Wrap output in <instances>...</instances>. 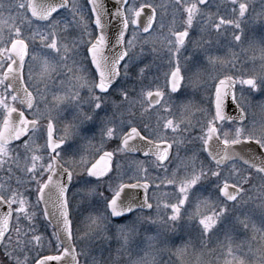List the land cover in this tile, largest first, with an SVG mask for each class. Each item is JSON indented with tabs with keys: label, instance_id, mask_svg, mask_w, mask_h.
Wrapping results in <instances>:
<instances>
[{
	"label": "snow or ice",
	"instance_id": "obj_1",
	"mask_svg": "<svg viewBox=\"0 0 264 264\" xmlns=\"http://www.w3.org/2000/svg\"><path fill=\"white\" fill-rule=\"evenodd\" d=\"M230 2L229 18L219 5L211 11L210 0H113L112 8L88 0L89 31L70 0H0V264H80L87 253L77 251L74 225L84 213L82 244L114 241L126 264H184L189 249L221 234L225 264H264V0L259 11L255 0ZM148 46L149 55L167 57L163 87H153L158 77L145 84ZM250 50L259 68L255 55L251 68L241 59ZM201 91L207 108L192 99L204 104ZM57 124L63 135L54 136ZM137 153L144 159H129ZM155 169L165 175L153 185ZM162 186L174 191L150 202L149 190ZM38 214L53 224L47 244L59 255L29 258L45 242ZM240 230L253 235L234 248ZM108 251L93 264H121Z\"/></svg>",
	"mask_w": 264,
	"mask_h": 264
},
{
	"label": "rangeland",
	"instance_id": "obj_2",
	"mask_svg": "<svg viewBox=\"0 0 264 264\" xmlns=\"http://www.w3.org/2000/svg\"><path fill=\"white\" fill-rule=\"evenodd\" d=\"M133 1H136V0H133ZM138 1L139 2H142V1L143 2H149V3H153L154 5H159L162 2V0H148V1L147 0H138ZM217 1H220V0H217ZM74 2H75V4H78L82 7V2L80 0H74ZM255 9L257 11L260 10V0H255ZM83 16H84L85 22L87 23V15L84 12H83ZM261 30H262L261 26L257 25L256 26L257 37H259ZM77 31H79V29H77ZM230 32H231V30H229V38H230ZM196 35H198V33ZM250 35H251V33H250ZM131 38H132V28H130V30L127 34V39H131ZM247 46L248 45L246 43L244 45V47H247ZM226 51H228V49H224L219 54L224 55V53ZM233 51H235L239 54L240 49L237 47V48H234ZM136 52H137V54H140L139 46L136 48ZM146 55H147V47H145L143 55L141 56V59H143V57ZM253 55H255L257 57V59L255 61V65L257 68H259L260 61L258 58L259 57L258 52L254 53L253 51L250 50L245 56H241V59L248 61V67L251 68L253 66V64H252V61L250 58ZM147 60L148 59H145L144 63H147ZM161 64L162 63H159V62L153 63V66H155V67L152 69L155 71V73L160 72L159 71L160 68L158 69V67ZM165 65L167 67V62L165 63ZM32 67H33V74L34 75L38 74L40 71L39 66L33 65ZM138 67H143V64H140ZM167 70L168 69L166 68L165 71H167ZM136 71L138 72V68ZM61 78H63V77H61ZM58 82L59 81H57V83ZM49 99L51 100V96H49ZM59 126L63 127L62 125L58 124V127ZM13 146H15V144ZM17 175H19V173H17ZM128 175L132 176L133 173L130 172ZM13 186L15 187V184H13ZM29 187H31L33 194L29 195L28 198L32 199V198H34L35 185L33 184V185H30ZM73 191H75L74 188H73ZM101 191H103V188L101 189ZM26 195H28V194H26ZM106 195H107V193H106ZM250 195H254V194L250 193ZM80 200H81V198L77 197L73 201L72 208L74 210L77 208L78 204L80 203ZM87 215H88V213H84L83 216L78 217L77 219L79 222L74 225V228L77 229V231H74V241H75V244L77 245V251L81 252V249L83 248L84 252L87 253V255L81 254L79 256L80 264H93V260H96L97 262H99L102 256L104 259H107L109 257V251H108L109 249H111V256L113 259H115L119 256L121 264H126L127 256L124 255L123 253H117L116 249L119 247V245L116 244L114 241L105 242L103 244H94V245H90V246L82 244V242L80 240V236L86 230V222L84 220V217H86ZM36 222L37 223H36L35 227L37 229V234L43 235L45 238V242L38 250L30 252L29 258L30 259H32V257L37 258V256L44 254L47 250H49L50 253L52 252V253L59 254L60 253L59 248L47 244V240L50 238L51 233L53 231L51 225L48 222H46L43 218L41 220L36 221ZM252 235H253V233L251 232V230H249L248 232H244V231L240 230L236 233H233L232 234L233 247L235 248V246L241 245L242 243L246 244L248 241L251 240ZM227 243L228 242L224 239L223 234H221L218 240L214 237L212 242L209 244V246L207 248H201L198 245L195 252H193L192 249H189L188 252L183 257L184 264H198V260H199L200 264H225V260L231 259V257H229L227 255V248H226ZM259 243H260L259 239L257 238V242L253 243V247L259 246ZM244 250L246 252V250H247L246 247ZM140 255H142V253ZM237 255H240V253L237 252ZM133 258H135V255L133 256ZM167 259H168V254H164L163 260L166 261ZM174 259H175V257H174ZM245 259H248V257H245ZM109 264H111L110 261H109Z\"/></svg>",
	"mask_w": 264,
	"mask_h": 264
},
{
	"label": "flooded vegetation",
	"instance_id": "obj_3",
	"mask_svg": "<svg viewBox=\"0 0 264 264\" xmlns=\"http://www.w3.org/2000/svg\"><path fill=\"white\" fill-rule=\"evenodd\" d=\"M81 2H82V8H83V12L87 15V23L89 24V31H92L93 29L91 28V24H92V18H91V11H90V8H89V6H88V3H87V0H80ZM148 1V0H147ZM136 1H133V3H135ZM139 2V1H138ZM166 2V0H162V2L161 3H165ZM72 3H75L74 2V0H70V7H71V4ZM139 3H146V2H139ZM149 3V2H148ZM210 3L211 4H213L212 5V8H211V11H213V12H216L217 11V5H219V13L221 14V15H224V16H226V17H229L230 18V9H231V7H232V5H231V2H230V0H220V1H217V0H210ZM62 15L64 16V17H66L67 19H69V20H71L72 19V13H71V11L70 10H66V11H64L63 13H62ZM169 19H171L170 17H169ZM131 28V27H130ZM130 30V29H129ZM129 32V31H128ZM149 47L150 46H148L147 47V63H152V65H153V61H155L154 63H157V62H159V63H162L161 65H159V67H158V69L160 68V72H158V73H155V71L152 69L148 74H147V79H146V81H145V84H148V83H150V82H152L153 81V79L154 78H156V77H158V79L155 81V84L153 85V87H155L156 85H159L160 87H163L164 86V83H165V79H164V73L166 72L165 71V69L167 68L166 67V65H165V63L167 62V57L166 56H164V54L163 53H161V56L163 57V59H160V58H156V57H153V56H151V55H149ZM29 58L28 57H26V60H28ZM123 63V62H122ZM157 66V65H156ZM155 66H152V68H154ZM168 69V68H167ZM4 70H6V69H4ZM4 70H0V75H2V72L4 71ZM168 71V70H167ZM25 79H26V82H28V83H32V82H30V81H27V68L25 69ZM133 79H136V76H135V74L133 75ZM132 87V84H131V82L129 83V88H131ZM31 90V89H30ZM138 90V89H137ZM0 94H3V88L2 87H0ZM201 96H204L205 97V102H204V104H202V105H200V101H199V97H196V96H193L192 97V99H194L195 100V102L197 103V105H199L200 107H204V108H207V98H206V94L205 93H203V91H201ZM7 99H8V101L11 103V97L10 96H8L7 97ZM17 107H19V104L17 103V105H16ZM26 115H28L29 116V118H31V114L30 113H28V112H26ZM194 119H203V116H201L200 114H198V113H196V114H194V117H193ZM2 124V116H0V125ZM57 131L56 132H54V136H58V135H63L64 133H63V131H62V127H58V124H57ZM62 131V132H61ZM23 139V138H22ZM16 143H18L17 141H13L12 142V144L14 145V144H16ZM38 143H40V144H43L44 143V141L43 140H40V141H38ZM112 147H115V145H111V147H108V146H106V148H105V150H108V151H110L111 149H112ZM96 158H98V157H96ZM129 159L131 160V159H135V160H143L144 159V156H143V153H137V154H135L134 156H132V157H129ZM47 162V160H46V158H45V163ZM62 162V161H61ZM66 166V165H65ZM143 174V173H142ZM141 174V175H142ZM5 175H6V173L4 172V171H0V180H2L4 177H5ZM164 172H163V170L162 169H155V170H150L149 172H148V176H149V182L151 183V184H153V185H155V184H159L160 183V180H158V179H155L156 177H160V178H163L164 177ZM125 182H129L128 181V179L125 177ZM70 188L72 187L71 185L69 186ZM21 191H24V189L22 188L21 189ZM72 191H73V189H72ZM174 190H173V188L171 187V186H162L160 189H156V188H151L150 190H149V195L150 196H153V199L150 201V202H152V203H155L156 202V197H162V194L163 193H171V192H173ZM27 194V193H26ZM70 195H71V193H70ZM35 195H34V198H32V199H30V200H32L33 202L35 201ZM174 202V201H173ZM15 207V206H14ZM42 207V206H41ZM145 214H148V215H154V212H152V211H149V210H146L145 211ZM44 219L45 220V218L42 216V215H39L38 214V219H37V221L38 220H41V219ZM46 222H48L47 220H45ZM37 223V222H36ZM49 223V222H48ZM75 243V242H74ZM59 251H60V249H59ZM54 254H57V253H48V254H41V255H54ZM136 256V253L134 254L133 253V256ZM37 258H39V256H37Z\"/></svg>",
	"mask_w": 264,
	"mask_h": 264
},
{
	"label": "water",
	"instance_id": "obj_4",
	"mask_svg": "<svg viewBox=\"0 0 264 264\" xmlns=\"http://www.w3.org/2000/svg\"><path fill=\"white\" fill-rule=\"evenodd\" d=\"M103 2H105L106 3V5H107V7L108 8H112L113 7V0H103ZM87 3H88V0H87ZM88 6H89V8L91 9V5L88 3ZM146 14H150V11L149 10H146V13H142V16H146ZM92 16V15H91ZM93 21H94V17L92 16V23H93ZM98 31V30H97ZM126 34H127V32H126ZM125 34V35H126ZM115 41L113 40V43H114ZM109 47H111V45H109ZM227 111H228V113L229 114H235V112H234V108H233V106L232 105H229L228 106V108H227ZM13 120H15V114H13ZM2 125V124H1ZM98 159V158H97ZM141 192H143V189H141L140 190ZM42 207H43V205H41ZM0 211H7V206L5 205L4 207H3V209H0ZM53 223H54V221H53ZM51 226H52V228H53V224H51ZM69 243H71V242H69ZM59 255V254H58ZM51 256H56V255H51ZM48 264H61V262L60 261H55V260H52V261H49L48 262Z\"/></svg>",
	"mask_w": 264,
	"mask_h": 264
},
{
	"label": "trees",
	"instance_id": "obj_5",
	"mask_svg": "<svg viewBox=\"0 0 264 264\" xmlns=\"http://www.w3.org/2000/svg\"><path fill=\"white\" fill-rule=\"evenodd\" d=\"M48 253H50L49 250H47L44 254H48Z\"/></svg>",
	"mask_w": 264,
	"mask_h": 264
}]
</instances>
